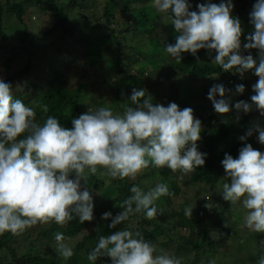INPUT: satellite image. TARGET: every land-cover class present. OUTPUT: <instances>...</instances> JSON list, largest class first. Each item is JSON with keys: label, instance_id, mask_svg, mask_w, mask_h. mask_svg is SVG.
<instances>
[{"label": "clouds", "instance_id": "9594fccd", "mask_svg": "<svg viewBox=\"0 0 264 264\" xmlns=\"http://www.w3.org/2000/svg\"><path fill=\"white\" fill-rule=\"evenodd\" d=\"M154 8L165 14V22L170 21L179 33L175 44L167 43L164 49L172 57L181 60L184 52L196 56L200 49L215 50L214 62L224 71L235 69L243 78L253 70L258 80L252 85L255 94L251 103L240 100L234 107L244 113L255 107L264 116V0H256L249 13L254 31L243 44L246 50H258V62L250 53L241 54L243 29L240 19L232 15V0L200 3L198 11L190 10L188 0H154ZM244 91V84L236 85L237 93ZM227 92L230 90L223 84H214L207 94L219 114L231 111ZM129 99L135 107H125L122 115L114 114L110 107H99L73 118L71 128L61 126L54 116H47L40 125L35 109L14 98L13 86L0 79V235H21L38 222L54 221L63 226L77 218L81 224L92 221L93 197L80 188L81 180L96 175L98 168L106 169L113 178L134 180L150 166L189 173L205 164L207 153L197 146L202 122L194 117L191 107L181 110L175 102L166 107L154 105L145 89L133 88ZM40 107L49 111L46 104ZM254 131L264 144V127L259 124L239 139L245 140ZM24 133L26 137L19 138ZM221 164L230 178V183L223 184V200L232 204L242 200L248 210L245 226L264 233V152L245 144L237 158L225 153ZM130 192L132 195L119 204L122 212L115 217L111 212L102 214L105 220L112 217L110 228L127 221L131 213L143 212L146 219H155L156 201L174 196L166 183H157L147 192L133 185ZM192 212L193 207L185 209L186 216L191 217ZM55 240L62 258L74 255L64 243L63 233H56ZM159 251L157 255V245L145 240L140 231L125 229L100 236L87 259L95 262L107 256L111 264H181L182 258ZM259 264H264V256Z\"/></svg>", "mask_w": 264, "mask_h": 264}, {"label": "trees", "instance_id": "16d2710c", "mask_svg": "<svg viewBox=\"0 0 264 264\" xmlns=\"http://www.w3.org/2000/svg\"><path fill=\"white\" fill-rule=\"evenodd\" d=\"M29 1L32 4L37 2L40 10L49 17L48 25L45 27L44 33L50 36L51 40L44 44V48L48 46L50 48V54L56 58V54H62L64 47L70 44L65 42V38L72 35L73 28L75 27L73 26L72 28V25L69 26V23L72 22L70 15L74 11V8L80 12L81 9L95 7V0H60L57 3L54 0H43L44 2L42 1L41 4H39L38 0L36 2L34 0H0V46L1 43L13 39V36L9 34L6 28L9 22L4 23L8 15L15 18L19 29H21L19 36H14L18 41L17 44H21L27 38L23 16L25 14V8L28 6L25 2L29 3ZM139 1L142 0H100L98 7L101 9V13L98 19L100 20V17L103 18V22L107 26L110 20L114 18L115 13L120 11L122 15L126 16L125 25L130 26L132 23L136 25L135 20L131 18L132 14L128 7L130 4ZM202 1L188 0L191 5L190 10L198 11L197 5L202 3ZM217 1L209 0L207 3H217ZM255 2L256 0H232L234 4L232 15L240 19L243 29L241 36V54L247 55L250 53L258 62L257 49L246 50L243 48V44L248 42L246 37L254 31V26L249 22V13ZM79 14L76 15L79 20H82L81 27H85L87 23L84 21L85 16L82 13ZM129 18L131 22H129ZM156 21L151 24V31H155L156 38H159L165 45L167 43L175 44L176 37L179 33L174 30V26L171 23L161 24V18H156ZM107 31L111 35L115 32V30L110 28ZM140 37L141 35H139L137 30L135 32V29L129 35V53L127 55L123 52L119 40L113 38V41L116 43L114 69V76L116 78L110 83L108 89H105V94L98 92V96H103L98 103L101 104L104 100L110 99V103L113 104L112 107L115 108L114 110H118L122 115L125 107H135L129 97L131 96L132 89L136 88L145 89L146 93L151 95L154 105L162 104L166 107L170 102L176 103L175 100L179 95V89L175 81L179 75L196 79L208 78L212 86L214 84H223L226 89L230 90V92L226 93V98H230L231 101V111L227 114H219L214 110L212 101L207 98L209 90L203 89L198 92L197 101L194 104L185 100L179 103L181 110L185 107H191L194 110V117L200 119L202 122L201 139L197 141V146L200 152L207 153L205 164L202 167L198 166L190 172V178L187 182L180 180L179 176H174L171 179L169 188L170 191L174 192V196H162L156 201L158 215L155 219H146L143 212L131 213L127 221L122 222L115 228L109 227L112 217H115L123 211L119 204L132 195L130 192L131 187L136 185L147 192L152 188L149 184V179L154 177V173L148 168L142 174L138 175L135 180L128 182L127 178L123 180L113 178L107 174L106 169L98 168L96 175L89 174L86 182L83 179L81 180L80 190L87 189L90 194H94L95 192L93 190L102 188L104 180L107 179L113 188H115L116 193L113 198L107 201L99 200L103 202L102 212L91 221L93 227L85 231L71 246L74 252L71 258L65 260L57 253L55 234L63 233L65 239L72 237L79 233L89 221L81 224L77 218L63 226L56 224L54 221L44 224L38 222L18 236L12 235L10 232H5L3 235H0V264H83L88 257L89 251L98 243V238L104 235V230L108 231L105 232L106 235H110L120 229H128L133 232L140 231L145 240L157 245V255L160 254V249L164 251L171 249L170 256L180 258V253H182L187 264H198L202 260L206 262L207 252L211 253L213 257L220 253L226 255L228 260L229 258H234L235 254L229 252L230 242L227 239L237 233L238 230L235 222L224 215L225 212L228 213L227 204L222 200L220 192L216 190V186L221 178L225 177L223 175H226L221 164L225 153L232 155L233 158H237L239 149L245 144H251L254 149L264 152V144L258 141L257 132L254 131L252 136L247 137L243 141L239 139L240 136L246 135L247 131L255 126L253 120H258L260 125L264 124V116H261L255 107L248 113L237 111L234 107V104L240 100L251 103L250 98L255 94L252 85L257 82L258 77L254 74L253 70L246 72L243 78H241L239 73L235 72V69L224 71L214 62L215 50L209 52L207 49H200L196 56H193L190 52H184L181 54V60L171 57L163 62L159 58V54L153 55L150 52L140 51L137 48ZM81 43L82 41L80 40L78 44ZM83 47L85 49L87 48L86 46ZM73 49H75L74 46L71 47V50ZM84 50L81 51V49H78L77 52L75 50L72 54L76 53L79 57L82 54L83 57ZM29 55L27 53L26 60L16 68L12 67L11 60L8 58L0 60L1 69H10L9 74L3 78L5 82L10 83L12 80L29 72L31 65V61L28 59ZM69 57V55L62 56L61 66L59 68L57 67L59 61H56L58 64L53 71L51 79L47 81L41 92L32 99L14 95V98L22 99L27 106L33 107L35 111L43 114L50 113L54 117L64 119L66 128L72 127L71 121L73 118H78L80 114L85 113L86 108L80 106L82 97L88 99L87 104L89 106H99L97 102H94L95 97L92 93L96 84L94 81L92 83L87 82L83 74L85 70L82 64L79 65L72 62ZM151 57L153 60L155 59V63H153V67L146 70L145 75H142L141 72H131L133 65ZM124 59H126V64L130 67V70L128 67L125 68L126 64L123 62ZM197 61L201 63L197 64ZM160 63L166 66L164 75L168 73L166 76H162L159 82L151 81L150 79L155 74H160ZM65 69L67 72H65ZM226 73L229 76L224 79ZM70 76H77L75 77L76 81L74 86H72V82L68 81ZM119 80L126 81L127 87L117 86L116 83ZM164 81L174 82L172 83L174 85L173 89L169 90L171 92H168V84L164 85ZM97 84L99 83L97 82ZM238 84L245 85V91L242 94L236 92V85ZM120 98L126 102L123 107L119 105ZM216 98L220 99L221 97L217 94ZM42 104L48 106L49 111L47 113L42 111L40 107ZM205 112L206 115L203 114ZM262 127L264 126L262 125ZM26 135L27 133H24L19 138H25ZM227 135H229L228 139H226ZM100 173L104 174L101 175ZM70 178L74 179V174ZM188 185L198 186L197 191L195 190L193 194V197L196 199L195 205H190L186 194H184L185 192L182 190V187ZM199 194L207 195L205 198L201 196L206 203L202 207H200L197 201ZM179 196H182L181 201L176 203V199ZM134 207L135 205H133ZM187 207H193L191 217L185 215V209ZM211 208L213 214L218 215L222 223L219 224L217 220H208L209 218L210 220L212 218L215 219L210 215L212 213ZM161 211L162 214H159ZM104 212H111L112 217L107 220L102 219L101 217ZM224 218H227L229 221L227 227L223 221ZM108 227L110 230H108ZM255 233L260 234V236L263 235V233ZM32 235L34 236L32 237ZM237 249H239L238 246ZM82 251L84 255H80ZM189 254L191 257H188ZM260 258L258 254L254 255L253 264H259ZM91 264H111V258L107 256L100 257L95 262L91 261Z\"/></svg>", "mask_w": 264, "mask_h": 264}, {"label": "rangeland", "instance_id": "374dc122", "mask_svg": "<svg viewBox=\"0 0 264 264\" xmlns=\"http://www.w3.org/2000/svg\"><path fill=\"white\" fill-rule=\"evenodd\" d=\"M34 1L36 2L37 0ZM38 1L39 4H41L43 0ZM59 1L60 0H54V2L56 3ZM208 1L209 0H203L202 3H207ZM220 2L221 0H218L217 4H219ZM36 3L32 4L31 1H29V3L25 2V4L28 6H26L25 8L23 23L26 25L27 38L21 44H17L18 41L15 39L16 36H19L21 30L19 29V25L16 22L15 18L11 15H8L4 20V23L9 22L6 28L8 29L9 34L13 36V39H9L8 41L1 43L0 60L8 58L9 60H11L12 67L16 68L19 67L20 64H23V61L26 60V55L28 53L30 54L28 59L31 61L29 72L10 82V84L13 86L14 95L16 94L24 98L32 99L34 96L41 92L47 81L51 79L53 71L56 69L55 67L58 64V62L56 61H59V65H57V67L59 68L61 66L62 56L69 55V58L72 62L79 65L82 64L85 70L83 73L86 77L85 80L89 83H92L94 81V83L96 84V87H94L92 93L95 97L94 102L98 103L99 100L103 97L98 96V92L100 94H105V89H108L110 83L113 82L116 78V76H114L116 43L113 41V38L119 40L120 45L123 48V52L127 55L129 53L128 38L134 29L135 32L137 30V32H139V35H141L140 40L137 43V48L140 51L150 52L153 55L159 54L160 57H158L161 58L163 62L164 60L166 61L172 57L166 51H164L166 47L165 43H163L159 38H156L157 36L155 35V31H151V24L152 22H157L156 18H161V24L171 23L170 21L165 22V14L156 12L154 8V0H142L129 5L128 8H130L129 10L132 14L131 18L132 20H135L136 24L134 25L132 23L130 24V26L125 25L126 16L122 15L120 11H117L115 13L114 18L110 20V23L107 26L104 24L103 18L100 17L99 20L98 18L101 13V9L98 6L100 5V0H95V7L91 9H81V11L79 12L78 9L74 8V11L70 15V20L72 22L69 23V26L72 25V28L73 26L75 27L73 28L74 30L72 35L65 38V42L70 44L64 47L62 54H56L57 58L53 57L50 54V48H48V46L44 48V44L50 42L51 40V37L44 33V29L48 25L49 17L47 16V14H44V12L40 10L38 3ZM79 13H82V15L85 16L84 21L87 22L85 27H81L82 20H79L77 18V15H80ZM129 22H131L130 18ZM77 25L79 26L77 27ZM108 28L115 30V32H113V34L111 35L107 31ZM80 40L82 41V43L78 44ZM81 45L86 46L87 48H82ZM73 46L75 47V49L71 50V47ZM78 49H81V51L85 49L83 51V57L82 54H80V57L76 53L72 54L73 51L76 50L75 52H77ZM152 60L153 59L151 57L147 60L133 65L131 67V72H141L142 75H145L146 70L154 66L153 63H155V59L153 61ZM123 62L126 64V59H124ZM200 63V61H197V64ZM160 65V74H155L153 78L150 79L151 81L159 82L161 81L162 76L167 75L168 72L164 75V73L166 72V66L162 63H160ZM127 67L128 65L126 64L125 68ZM128 69L130 70V67H128ZM9 72L10 69L3 70V68H0V79H3L4 76L9 74ZM65 72H67L66 69ZM228 76L229 74L226 73L224 75V79ZM75 77L70 76L68 78V81L72 82V86H74L75 84ZM97 82L99 84H97ZM126 83V81L119 80L116 84L119 87L124 86L125 88L127 87ZM172 83L174 82L164 81L163 83L164 85L168 84V92H171L169 90H172L174 87ZM175 83L177 84V87L179 89V95L175 100L178 105L182 100H185L187 102L189 101V103L194 104L197 101V96L199 94L198 92L202 91L203 89L209 90L210 87H212L208 78L196 79L184 75H179ZM81 100L82 101L80 103V106L86 108L85 113L88 111H96L99 107H110L114 114L121 115V112H119L118 110H114L115 108L112 107L113 104L110 103V99L104 100V102H102L101 104L98 103L99 106H89L87 104L88 99L86 98L82 97ZM119 102V105L122 107L124 106V104H126L125 100H122L121 98ZM203 114L206 115V112ZM47 116L54 115L50 113L43 114L39 111H36V122L43 125L46 121ZM58 119L61 123V126L65 127V120L62 118ZM253 123L256 125L259 124V121L253 120ZM262 125L264 126V124ZM262 125L260 126L262 127ZM228 138L229 135L226 136V139ZM149 170L154 173V177L149 179V184L152 188L157 183H166L169 186V183L174 176H179L180 180H183L184 182H187L190 178V172L184 173L178 170L177 172L173 173L167 167L154 168L150 166ZM223 176L225 177H222L216 186V190L220 192V194L223 190V184L230 183V178L226 175ZM132 180L133 179L127 178L128 182ZM197 188V185H188L186 187H182V190L183 192H185L184 194H186L190 205H195L196 203V199L195 197H193V194ZM93 191L95 193L91 195L93 197L95 218L99 213L102 212L103 209V202H100L99 200L107 201L108 199L113 198L116 192L115 188H113V186L108 182L107 179L104 180V185L102 188ZM201 196H204L205 198V196L207 195L199 194L197 196V201L200 207L206 204ZM181 198L182 196H179L176 199V203L181 201ZM224 203L227 204L228 211V213L225 212L224 215L235 222L236 228L238 230L237 233L231 235V237L227 239L230 242L229 252L231 254H235L234 258L231 259L228 257V260L226 255L220 253L213 257L211 253L207 252L205 259L206 262L202 260L198 264H210V262L212 261H214L215 264H253L254 255L258 254L259 257L264 256V233L262 236H260V234H256L255 231H252L245 226L244 219L248 210L243 207L242 200L237 202L236 204H232L229 201H224ZM211 211L212 213L210 215H212V217H214L215 219L212 218V220H210L209 218L208 220H217L219 224L222 223L220 217H218V215L216 214H213L212 208ZM223 221L227 226L229 225V221L227 218H224ZM92 227L93 225L91 221L87 222L79 233L75 234L72 237H67L64 240V243L71 247L80 238V236L85 233V231L91 229ZM108 230H110L109 227ZM105 232L108 231L104 230L103 234L106 236ZM33 236L34 235H32V237ZM237 246L239 247V249H237ZM165 252L171 255L172 251L171 249H169L165 250ZM80 255H84L83 251L80 253ZM182 255L183 254L180 253L179 256L180 258H182L181 264H187L185 257ZM188 257H191V255L189 254ZM83 264H91V261L85 259Z\"/></svg>", "mask_w": 264, "mask_h": 264}]
</instances>
